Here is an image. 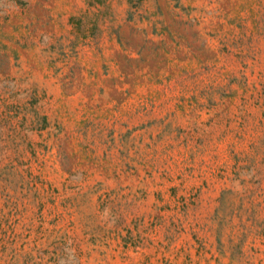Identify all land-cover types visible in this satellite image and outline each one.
I'll return each mask as SVG.
<instances>
[{"label":"rangeland","instance_id":"1","mask_svg":"<svg viewBox=\"0 0 264 264\" xmlns=\"http://www.w3.org/2000/svg\"><path fill=\"white\" fill-rule=\"evenodd\" d=\"M0 264H264V0H0Z\"/></svg>","mask_w":264,"mask_h":264}]
</instances>
